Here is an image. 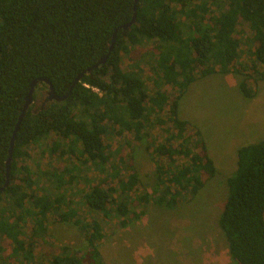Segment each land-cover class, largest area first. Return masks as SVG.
<instances>
[{
  "label": "trees",
  "instance_id": "1",
  "mask_svg": "<svg viewBox=\"0 0 264 264\" xmlns=\"http://www.w3.org/2000/svg\"><path fill=\"white\" fill-rule=\"evenodd\" d=\"M134 6L135 0H0V188L7 181L11 141L31 83L47 78L58 95H68L61 101L50 99L48 83L38 81L16 134L10 182L0 193V234L9 240L15 259L28 262L34 257V239L24 237L20 222L32 215L35 231L44 230L48 213H56L64 199L32 190V169L26 163L30 146L50 138L53 154L77 159L73 171L88 162L104 171L112 158L125 160L121 149L108 142L111 131H132L141 139L147 128L164 124L159 114L167 110L170 125L164 138L148 146L159 156L154 194L139 191L141 180L132 163L126 176L111 165L84 193L89 210L105 217L115 213L126 226L145 214L138 206L153 201L173 209L182 196L196 195L205 178L215 175L202 136L190 132V123L179 116V101L198 76L241 72L236 63L244 40L238 28L242 21L249 24L247 40L254 46L249 68L264 79L259 68L264 67V0H139L136 22L124 29ZM150 41L158 50L154 91L138 63L123 68L124 55ZM108 53L107 61L86 72L70 91L77 76ZM166 85L178 92L172 101L162 89ZM239 87L244 96H254L245 81ZM71 169L51 173L57 192ZM227 183L219 225L230 256L236 264H264V138L238 149L237 169ZM75 214L70 209L58 218L71 221ZM74 223L85 231L87 251L82 256L64 246L49 264H104L102 225L79 217ZM4 250L0 243V264Z\"/></svg>",
  "mask_w": 264,
  "mask_h": 264
},
{
  "label": "rangeland",
  "instance_id": "2",
  "mask_svg": "<svg viewBox=\"0 0 264 264\" xmlns=\"http://www.w3.org/2000/svg\"><path fill=\"white\" fill-rule=\"evenodd\" d=\"M238 28L244 39L236 63L241 72L198 76L179 101V116L190 123V132H199L216 165L215 175L205 178L200 191L194 196H182L173 209L161 207L153 201L138 206V211L144 209L145 214L132 219L126 226L120 224V217L115 213L105 217L89 210L85 204L84 193L91 184L108 174L111 165L120 170L121 176H126L130 171L128 165L134 164L141 180L139 191L154 194L155 160L159 156L155 155L153 147L148 146L164 138L165 129L170 125L167 110L159 114L164 124L147 128L148 133L141 139L132 131L122 134L111 131L108 142L112 149H121L125 160L118 162L113 156L104 171L92 162L79 163L73 171L71 168L78 163L77 159L53 154L51 139L45 138L29 147L30 157L26 158L32 169V190L39 195L47 191L53 197L63 195V203L56 213H48L42 231H35L38 227L35 216L26 215L20 222L24 237L34 239V257L28 262H22L21 257L15 259L9 240L0 234V243L5 249L4 264H49L64 246L79 250L83 256L87 241L85 231L74 223L78 217L86 223L96 220L102 225L105 237L100 251L104 264H236L219 225L229 191L227 180L237 169L238 149L264 138V79L249 68L254 60L251 56L254 46L247 40L251 33L249 24L242 21ZM157 53L156 43L150 41L134 47L123 59L125 70L138 63L151 91L156 89L151 79ZM259 68L264 69L260 64ZM241 81H245L254 92L253 97L244 96L239 87ZM162 89L170 96V101L178 94L171 85ZM64 169H71L72 174L65 173L67 181L57 192L53 183L55 177L51 173ZM70 209L76 212L75 217L71 221L59 220L60 213Z\"/></svg>",
  "mask_w": 264,
  "mask_h": 264
},
{
  "label": "water",
  "instance_id": "3",
  "mask_svg": "<svg viewBox=\"0 0 264 264\" xmlns=\"http://www.w3.org/2000/svg\"><path fill=\"white\" fill-rule=\"evenodd\" d=\"M138 3H139V0H135V6H134V15H133V18L130 22L126 23L125 25H123V28L124 29H129L135 22H136V18H137V8H138ZM115 39H116V33L114 35V39H113V43L111 45V50L113 49L114 47V42H115ZM110 50V51H111ZM109 54H106L104 56H102L99 61L97 63H95L93 66H90L89 68H87L85 71L81 72L77 78L75 79L73 85L71 86L70 88V91L73 89V87L81 80V78L83 77V75L86 73V72H90L93 68L95 67H98L100 64L102 63H105L109 57ZM44 81L46 83H48L49 85V90H48V97L50 99H55V100H58V101H61V100H64L68 95H63V96H60L58 95L56 92H55V89L51 83L50 80H48L47 78H41V79H36L34 80L32 83H31V89L29 91V93L27 94V96L25 97V104H24V107H23V110H22V113L19 117V120L17 122V125H16V128H15V131L13 133V138H12V141H11V147H10V151H9V157L7 159V163H6V166H7V181L5 183V185L3 187L0 188V193L4 191L5 187L9 185V182H10V176H9V173H10V170H11V162H12V155H13V151H14V143H15V138H16V134H17V131L19 129V126H20V123L22 121V118L24 117V115L26 114V111L27 109L30 107V105L33 103V99H34V92H35V88H36V85L38 83V81Z\"/></svg>",
  "mask_w": 264,
  "mask_h": 264
},
{
  "label": "built area",
  "instance_id": "4",
  "mask_svg": "<svg viewBox=\"0 0 264 264\" xmlns=\"http://www.w3.org/2000/svg\"><path fill=\"white\" fill-rule=\"evenodd\" d=\"M95 90H98V89H95Z\"/></svg>",
  "mask_w": 264,
  "mask_h": 264
},
{
  "label": "crops",
  "instance_id": "5",
  "mask_svg": "<svg viewBox=\"0 0 264 264\" xmlns=\"http://www.w3.org/2000/svg\"><path fill=\"white\" fill-rule=\"evenodd\" d=\"M261 129V128H260Z\"/></svg>",
  "mask_w": 264,
  "mask_h": 264
}]
</instances>
